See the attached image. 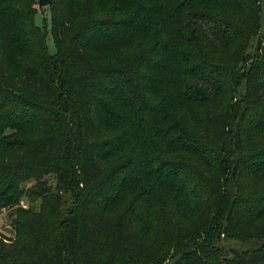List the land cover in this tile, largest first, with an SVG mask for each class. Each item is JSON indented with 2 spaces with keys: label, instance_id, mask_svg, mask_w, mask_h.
<instances>
[{
  "label": "trees",
  "instance_id": "obj_1",
  "mask_svg": "<svg viewBox=\"0 0 264 264\" xmlns=\"http://www.w3.org/2000/svg\"><path fill=\"white\" fill-rule=\"evenodd\" d=\"M262 2L0 0V264H264Z\"/></svg>",
  "mask_w": 264,
  "mask_h": 264
},
{
  "label": "rangeland",
  "instance_id": "obj_2",
  "mask_svg": "<svg viewBox=\"0 0 264 264\" xmlns=\"http://www.w3.org/2000/svg\"><path fill=\"white\" fill-rule=\"evenodd\" d=\"M34 8L36 10V14H35V22L37 25L43 27L46 32H47V37H46V43H47V47H48V51L51 53V54H54L55 53V44H54V40H53V36H52V33H51V21H50V10H49V7L48 6H43V7H39L37 5V3L34 5ZM261 29L262 31H264V3L262 2L261 4ZM257 38L253 39L252 40V46L251 48L249 49V51L251 53H253V50H255V44L257 42L256 40ZM254 59V58H252ZM251 59V60H252ZM250 60V62H251ZM239 92L240 93H243L244 92V85L242 84L240 87H239ZM235 100V98H234ZM121 131H114L112 132V135H118ZM165 157V156H164ZM167 158H170V159H180L178 156H174V155H168L166 156ZM154 165H147L145 166L144 169L146 168H153ZM143 169H141L140 171H142ZM139 171V172H140ZM139 172H136L139 173ZM153 179H155V176H152ZM144 178H140L139 180H137L136 182H134L131 185H126L124 186V189L120 192H119V201L121 203H126V208L128 207H131V206H138L139 205H142V203H136L135 202V198H137L138 196V187L136 186L140 181H142ZM149 182L152 183V179L151 178H148ZM32 184V182H27L25 184V186H30ZM162 189L160 190V192H157V193H153L154 196L158 197L160 199V203H159V206L162 207L166 212H172V213H176L178 212L179 209H177V206H176V203L173 202L171 200V195H169L164 189V184H162L160 186ZM64 203H63V210H68L70 207H72V205L74 204V201H73V198L68 196V195H64ZM21 202V206L23 207H27L28 206V203H27V200L26 198H22V200L20 201ZM9 211L11 210H6L5 212H1L0 213V232L2 234H4L5 236H14L13 234V229L11 227V224H10V219H9ZM165 213H162L159 212L157 214V218L158 216L160 217H163ZM203 235H205V233H202L201 234V237H203ZM225 237V234L224 233H221L220 235V238L223 239ZM238 245H241L238 244ZM172 250H169V254H171ZM168 254V255H169ZM168 258L169 256L166 258V260L164 261V263H166L168 261Z\"/></svg>",
  "mask_w": 264,
  "mask_h": 264
},
{
  "label": "water",
  "instance_id": "obj_3",
  "mask_svg": "<svg viewBox=\"0 0 264 264\" xmlns=\"http://www.w3.org/2000/svg\"><path fill=\"white\" fill-rule=\"evenodd\" d=\"M51 0H37V5L39 7L47 6L49 5Z\"/></svg>",
  "mask_w": 264,
  "mask_h": 264
},
{
  "label": "built area",
  "instance_id": "obj_4",
  "mask_svg": "<svg viewBox=\"0 0 264 264\" xmlns=\"http://www.w3.org/2000/svg\"><path fill=\"white\" fill-rule=\"evenodd\" d=\"M3 211L5 212L6 209H5V208H1V209H0V213L3 212Z\"/></svg>",
  "mask_w": 264,
  "mask_h": 264
}]
</instances>
